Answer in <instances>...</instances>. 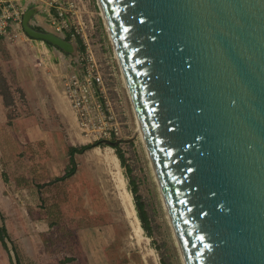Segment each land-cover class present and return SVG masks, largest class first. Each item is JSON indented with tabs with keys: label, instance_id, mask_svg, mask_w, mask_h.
Instances as JSON below:
<instances>
[{
	"label": "water",
	"instance_id": "1",
	"mask_svg": "<svg viewBox=\"0 0 264 264\" xmlns=\"http://www.w3.org/2000/svg\"><path fill=\"white\" fill-rule=\"evenodd\" d=\"M96 2L182 264H264V0Z\"/></svg>",
	"mask_w": 264,
	"mask_h": 264
},
{
	"label": "rangeland",
	"instance_id": "2",
	"mask_svg": "<svg viewBox=\"0 0 264 264\" xmlns=\"http://www.w3.org/2000/svg\"><path fill=\"white\" fill-rule=\"evenodd\" d=\"M73 2L64 36L74 53L23 30L0 38V112L7 126L20 121L15 134H0V227L6 232L0 264H182L97 2ZM87 64L97 67L116 114L114 140H126L115 147L86 137L62 106V82ZM37 90L47 104L34 103ZM71 148L78 150L73 161ZM132 186L149 235L138 219ZM125 205L137 220L127 217ZM94 233L97 245L91 243ZM79 235L90 239L87 248Z\"/></svg>",
	"mask_w": 264,
	"mask_h": 264
},
{
	"label": "built area",
	"instance_id": "3",
	"mask_svg": "<svg viewBox=\"0 0 264 264\" xmlns=\"http://www.w3.org/2000/svg\"><path fill=\"white\" fill-rule=\"evenodd\" d=\"M56 16L55 32L65 35L69 28L68 12L75 11L73 0H44ZM25 8L17 0H0V38L11 39L22 32ZM65 37V36H64ZM95 64L80 68L63 82L64 95L76 119L77 127L86 137L114 140L119 123L108 101L102 77Z\"/></svg>",
	"mask_w": 264,
	"mask_h": 264
},
{
	"label": "crops",
	"instance_id": "4",
	"mask_svg": "<svg viewBox=\"0 0 264 264\" xmlns=\"http://www.w3.org/2000/svg\"><path fill=\"white\" fill-rule=\"evenodd\" d=\"M17 2L23 6V8H25L26 11L28 10H33L34 11V16L32 19V26L35 29H38L40 31H48V32H53L56 34H59L57 32H55L54 29V23L56 22V16L54 14V11L52 9L49 8V6L47 5V3L44 0H17ZM77 2V1H76ZM78 6V3H76ZM19 35V34H18ZM60 35V34H59ZM70 75L66 76V78H68ZM64 82V81H63ZM63 82L61 85L62 90L60 91L62 97L64 99H66L65 95H64V90H63ZM38 91V90H37ZM36 95H38V98H36L35 100L33 99L34 103L37 104V106H41L44 103L47 104V102H43L42 97H41V92L39 93V91L37 93H35ZM29 98V97H28ZM3 103L2 98H0V104ZM52 104H54L55 102H50ZM57 103V102H56ZM57 106H60L59 104H56ZM63 108L67 110L68 112V116L70 117V121H73L74 123H76V119L75 116L73 114V111L71 109V107L68 104V101L66 99V102L63 103ZM68 107V109H67ZM20 121H13V127L12 126H7V116L6 114H2L0 112V134H2L4 136V138H7L8 136H10L12 133L15 134L16 133V127H18ZM77 125V123H76ZM12 128V129H10ZM97 233H94L92 237V241L91 243H94L95 245L98 244V235H96ZM80 236V235H79ZM85 238L83 237H79V242L80 245L82 247H86L89 246L90 243V239H88L86 237V235H84ZM93 245V244H92ZM97 253V252H96ZM97 257V256H96ZM95 256L93 255L91 260H94ZM86 259H88V256L86 255ZM91 262L93 261H89V264H92ZM94 264V263H93Z\"/></svg>",
	"mask_w": 264,
	"mask_h": 264
},
{
	"label": "trees",
	"instance_id": "5",
	"mask_svg": "<svg viewBox=\"0 0 264 264\" xmlns=\"http://www.w3.org/2000/svg\"><path fill=\"white\" fill-rule=\"evenodd\" d=\"M67 38L69 39V35H67ZM78 43L81 49H83V46L81 44V40L78 39ZM4 101H5V96H4ZM86 148V147H84ZM78 152V150L76 148H71L69 151V156H70V161H73V155ZM120 159H122V155H119ZM131 191L134 195V200H135V207H136V211H137V216L138 219L141 222V226L142 228L148 233V235L150 234V228H149V222L146 216V213L143 209L142 203L139 201V196H137L136 194V188L134 186H132ZM5 228L0 227V242L2 245H4V238H5Z\"/></svg>",
	"mask_w": 264,
	"mask_h": 264
},
{
	"label": "bare ground",
	"instance_id": "6",
	"mask_svg": "<svg viewBox=\"0 0 264 264\" xmlns=\"http://www.w3.org/2000/svg\"><path fill=\"white\" fill-rule=\"evenodd\" d=\"M138 133L140 134V137L142 138V135H141V131H140V128H139V126H138ZM143 141V140H142ZM143 144H144V142H143ZM145 147V146H144ZM146 150V149H145ZM106 159H107V161H109V160H111L112 161V163L114 164V166L115 167H117V165H116V162H115V159L112 157V156H106ZM149 159V158H148ZM151 165V164H150ZM151 169H152V167H151ZM153 171V170H152ZM153 175H154V172H153ZM154 179H155V181H156V178H155V175H154ZM157 183V182H156ZM119 186H121V187H123L122 186V183H119ZM158 186V185H157ZM125 194V193H124ZM123 194V195H124ZM127 195V194H126ZM128 196V195H127ZM124 199H125V197H123ZM130 199V198H129ZM126 201V200H125ZM128 205V204H127ZM131 208V207H130ZM125 209H126V215H127V217L129 218V219H131L132 218V216L135 218V220H137L136 219V217H135V215H134V211H131V210H128V208H127V206L125 205ZM125 211V210H124ZM168 219V218H167ZM131 225L133 226V228H134V230H135V233L138 235V237H140V228H139V226H137L136 224H135V222L134 221H131Z\"/></svg>",
	"mask_w": 264,
	"mask_h": 264
}]
</instances>
